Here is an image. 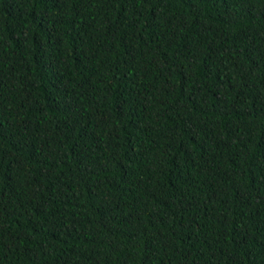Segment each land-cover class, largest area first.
<instances>
[{
	"label": "trees",
	"instance_id": "obj_1",
	"mask_svg": "<svg viewBox=\"0 0 264 264\" xmlns=\"http://www.w3.org/2000/svg\"><path fill=\"white\" fill-rule=\"evenodd\" d=\"M0 264H264V0H0Z\"/></svg>",
	"mask_w": 264,
	"mask_h": 264
}]
</instances>
